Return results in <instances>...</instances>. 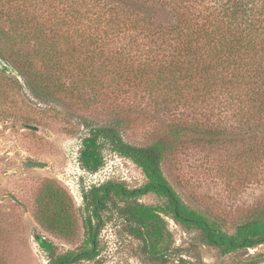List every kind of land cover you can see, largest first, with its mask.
I'll return each mask as SVG.
<instances>
[{"label": "rangeland", "instance_id": "rangeland-1", "mask_svg": "<svg viewBox=\"0 0 264 264\" xmlns=\"http://www.w3.org/2000/svg\"><path fill=\"white\" fill-rule=\"evenodd\" d=\"M154 1V21L172 24L173 11L158 6L161 1ZM35 10L33 0H0V18L5 27H9L6 16L25 20ZM90 15L95 18L94 13ZM79 21L88 23L86 18ZM104 29L102 24L97 32L103 45L94 52L75 42L62 45L61 69H48L55 78L45 89L35 82L32 86L26 82L23 87L7 74L0 77V264H46L47 253L36 242V235L51 241L57 253L81 244V191L87 183L79 149L85 124L115 122L124 140L137 145L165 135L167 119L174 115L197 119L203 127L214 125L217 130H225L230 134L223 137L226 142L187 143L167 154L163 172L187 205L215 219L229 233L238 223L264 209V147L254 145L248 152L242 140L248 139L250 133L241 127L243 118L207 96L208 101L198 97L196 103L189 105L194 98L192 88L183 93L188 104H156L140 77L141 69L137 67L141 64L137 61L150 62L153 67L162 58L167 59L169 52L159 49V41H153L146 29L128 28L108 36ZM11 45L25 52L33 49L30 41ZM33 61L34 71L45 70L38 60ZM18 78L20 83L25 81L19 75ZM86 79L94 80L93 87ZM157 98L173 100V96L167 98L161 92ZM255 136H250L255 139L250 140L251 145L261 143L260 136ZM101 156L107 179L123 181L128 187L145 182L141 170L130 160L107 147ZM25 161L44 162V166L30 167ZM48 180L60 186L72 202L75 224L70 235L51 232L36 217V198ZM140 200L159 202L154 194ZM165 218L171 234L166 261L149 260L141 253L139 240L112 218L99 235L98 256L74 264H264V243L223 255L201 242L198 231L186 230L173 219Z\"/></svg>", "mask_w": 264, "mask_h": 264}, {"label": "trees", "instance_id": "trees-1", "mask_svg": "<svg viewBox=\"0 0 264 264\" xmlns=\"http://www.w3.org/2000/svg\"><path fill=\"white\" fill-rule=\"evenodd\" d=\"M33 1L36 7L33 16L25 20L6 16L9 27L0 18V77L7 74L23 87L26 82L31 86L35 82L45 89L55 78L48 69H61L64 43L75 42L94 52L103 45L97 33L102 24L107 36L128 28L146 29L153 41H159V49L169 52L167 59L162 58L153 67L150 62L137 61L141 64L137 67L141 69L140 77L156 104L182 101L186 104L183 93L186 88H192L194 98L189 105L196 103L198 97L207 100L206 96L223 103L226 109L243 118L241 127L245 132L260 136V144L251 145L250 140L255 139L250 136L242 140L248 152L254 145L264 147V0H159L158 6L173 11L172 24L154 21V0ZM91 13L95 14L94 19L89 16ZM81 18H86L88 23H81ZM26 41L33 43L32 52L15 50L11 45ZM34 59L45 70L34 71ZM18 75L25 81L20 83ZM92 82L93 79H86L91 87ZM158 92L167 98L173 96V100L158 101ZM167 120L165 135L146 145L125 141L115 122L84 125L80 159L87 169L93 171L103 164L101 151L107 147L134 163L145 182L128 187L123 181L107 179L84 189L80 208L81 244L57 253L51 241L36 235V242L47 253L46 264H74L94 259L99 254V235L112 218L118 219L126 233L139 240L140 251L149 260L166 261L169 256L171 234L165 217L186 230L198 231L201 242L223 255L264 243V209L238 223L229 233L215 219L187 205L163 172L162 163L167 154L187 143L226 142L227 138L223 137L230 134L214 125L203 127L197 119L174 115ZM148 194H154L159 202L140 200ZM36 201L38 221L55 234L70 235L75 219L67 193L48 180Z\"/></svg>", "mask_w": 264, "mask_h": 264}, {"label": "flooded vegetation", "instance_id": "flooded-vegetation-1", "mask_svg": "<svg viewBox=\"0 0 264 264\" xmlns=\"http://www.w3.org/2000/svg\"><path fill=\"white\" fill-rule=\"evenodd\" d=\"M30 126V125H29ZM81 149V148H80ZM80 149H79V160H80V164L81 166L85 169V174H84V180H85V184L87 183V186L82 188L81 191V199H82V193L83 190L88 189L89 187H91L92 185H99L102 182H104L105 180H107V175H103L104 173V166H99L96 170H89L87 169L83 164L82 161L80 159ZM26 162H30V161H25ZM27 165V164H26ZM29 166V165H28ZM30 167H34V166H30ZM13 199H16L15 197H12Z\"/></svg>", "mask_w": 264, "mask_h": 264}, {"label": "water", "instance_id": "water-1", "mask_svg": "<svg viewBox=\"0 0 264 264\" xmlns=\"http://www.w3.org/2000/svg\"><path fill=\"white\" fill-rule=\"evenodd\" d=\"M32 129H36L35 126H29ZM27 165L29 166H34V167H43L44 166V162H40V161H30V162H26Z\"/></svg>", "mask_w": 264, "mask_h": 264}]
</instances>
